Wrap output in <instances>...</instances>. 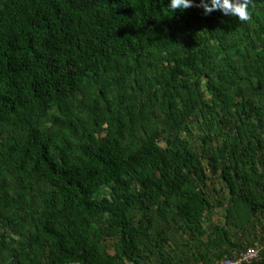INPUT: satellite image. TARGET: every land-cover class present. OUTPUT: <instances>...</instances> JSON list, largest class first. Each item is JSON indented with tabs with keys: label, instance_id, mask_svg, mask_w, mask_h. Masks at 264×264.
<instances>
[{
	"label": "trees",
	"instance_id": "1",
	"mask_svg": "<svg viewBox=\"0 0 264 264\" xmlns=\"http://www.w3.org/2000/svg\"><path fill=\"white\" fill-rule=\"evenodd\" d=\"M168 3L0 0V264L264 243V0L248 22Z\"/></svg>",
	"mask_w": 264,
	"mask_h": 264
},
{
	"label": "clouds",
	"instance_id": "2",
	"mask_svg": "<svg viewBox=\"0 0 264 264\" xmlns=\"http://www.w3.org/2000/svg\"><path fill=\"white\" fill-rule=\"evenodd\" d=\"M194 6L200 7L206 16L220 11L224 16L248 22L252 19L251 7H254V0H199L198 4L196 0H170L167 8L175 13L177 10L183 11Z\"/></svg>",
	"mask_w": 264,
	"mask_h": 264
},
{
	"label": "built area",
	"instance_id": "3",
	"mask_svg": "<svg viewBox=\"0 0 264 264\" xmlns=\"http://www.w3.org/2000/svg\"><path fill=\"white\" fill-rule=\"evenodd\" d=\"M264 252V243L256 245L247 253L242 254L236 260H224L221 264H253L261 260V253Z\"/></svg>",
	"mask_w": 264,
	"mask_h": 264
},
{
	"label": "rangeland",
	"instance_id": "4",
	"mask_svg": "<svg viewBox=\"0 0 264 264\" xmlns=\"http://www.w3.org/2000/svg\"><path fill=\"white\" fill-rule=\"evenodd\" d=\"M221 216H222V213L220 214V212H216V213H215V216H214V219L217 220V219L220 218ZM221 219H222V218H221ZM221 219H220V220H221Z\"/></svg>",
	"mask_w": 264,
	"mask_h": 264
}]
</instances>
